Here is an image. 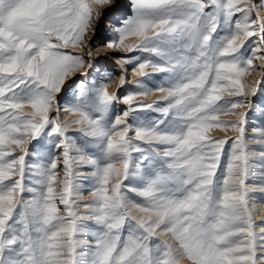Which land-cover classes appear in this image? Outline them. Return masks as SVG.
Here are the masks:
<instances>
[{"label":"snow or ice","instance_id":"snow-or-ice-1","mask_svg":"<svg viewBox=\"0 0 264 264\" xmlns=\"http://www.w3.org/2000/svg\"><path fill=\"white\" fill-rule=\"evenodd\" d=\"M256 71L264 0H0V264H264Z\"/></svg>","mask_w":264,"mask_h":264},{"label":"rangeland","instance_id":"rangeland-1","mask_svg":"<svg viewBox=\"0 0 264 264\" xmlns=\"http://www.w3.org/2000/svg\"><path fill=\"white\" fill-rule=\"evenodd\" d=\"M116 55H127V54L117 53ZM105 66L114 68V61H112L111 59L107 60ZM255 66L257 68H259V62L258 61L255 62ZM114 70L116 72H119V69H114ZM262 79H264V76H262V74L259 71L253 72L252 75L248 77V81L250 83H254L257 80H262ZM126 87L130 88L131 85H128ZM260 89L261 90L258 92L257 97H256L257 104H264V84H261ZM111 90L114 91L115 87H113ZM249 98L251 99V97H249ZM159 99H160V96H159V94H157L155 96L150 97L148 102H152V101L159 100ZM61 115H65V113L62 112ZM69 118H71V117H69ZM222 118L223 119H233L232 117H222ZM253 124L257 127L264 126V116H261L260 108L257 105H253V111L249 113V125L252 126ZM214 134L218 137L224 135L223 132H220L218 130H214ZM232 134L233 133H229V135H232ZM255 193L257 196L259 195L258 190H255ZM89 199H90V197H89ZM261 222H264V210H262L260 212V216L256 220L257 224H259Z\"/></svg>","mask_w":264,"mask_h":264}]
</instances>
